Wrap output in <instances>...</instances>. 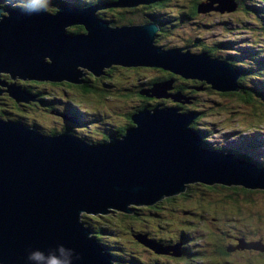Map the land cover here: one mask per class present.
Returning <instances> with one entry per match:
<instances>
[{"label":"water","instance_id":"1","mask_svg":"<svg viewBox=\"0 0 264 264\" xmlns=\"http://www.w3.org/2000/svg\"><path fill=\"white\" fill-rule=\"evenodd\" d=\"M155 1L60 3L57 12L32 15L0 6V89L15 103L28 102L35 90L8 83L6 74L83 87L92 75L119 64L155 66L214 91L239 90V72L231 65L208 53L192 54L188 48L197 41L168 50L156 45L157 24L112 26L98 15L108 5L136 8ZM207 2L201 13L237 8L234 0ZM72 25H82L83 32H69ZM155 87L160 96L171 97V82ZM184 112H140L133 118L136 126L118 140L13 121L0 112V264H29L30 251L47 252L61 244L73 251V264H116L89 235L85 213L98 215L111 207L133 213L132 204L151 207L206 186L264 190V142L226 135V146L205 144V138L216 139L217 128ZM136 239L159 254L182 253L174 250L175 256L146 235ZM240 241L237 250L260 246Z\"/></svg>","mask_w":264,"mask_h":264},{"label":"trees","instance_id":"2","mask_svg":"<svg viewBox=\"0 0 264 264\" xmlns=\"http://www.w3.org/2000/svg\"><path fill=\"white\" fill-rule=\"evenodd\" d=\"M115 1L117 0H92L91 2L89 0H72L62 4L85 7L97 2L111 3ZM203 2H207V0H156L154 3L143 4L136 8L108 5L99 9L98 15L100 18L109 21L113 26L157 24L159 31L158 39L156 38L155 42L159 46H164L165 44L168 48H175L179 42L183 45H194V42L197 41V45L191 47L194 55L208 53L211 58L225 61L226 64L231 65V67L239 72L240 78L237 80L239 90L229 92L214 91L210 85L204 82H196L190 79L184 80L178 74L167 72V70L161 68H155V66L153 68L154 75L151 77L152 79L144 86L143 75L151 69H147L144 66L132 68L113 65L111 68H106L105 74L101 75V77H96L95 75L89 77L83 82V87L67 84L68 89L65 92L50 90V92H56V94L48 95L47 99H44L46 95L43 92L46 86L43 83L36 84V87H39L37 89H34L35 87L32 88V90H35V95H37L35 100L25 103H15L8 98L6 101L1 100L0 112L6 113L7 118L10 117L22 123H32L34 125L64 130H71L69 127L72 126L73 129H78L84 134L104 136L106 138L116 136L118 138L120 136L124 137L128 129L136 126L133 118L140 112L156 110L165 106H177L180 111L187 112L185 103H189L192 109L201 110L199 121L217 128V136L220 134L217 137V141L205 138V144L226 146V143H223V137L226 135L240 137L237 130L242 131L243 129L249 133V136L246 137L247 139L264 142V60L258 58L259 54L253 51L238 54L224 51L226 49L233 50V43L227 40L235 32L234 29L223 23L225 21L238 22L243 16L249 15V13L258 14L264 20V0H234L235 4H237L235 11L231 13L212 11L207 15L199 11V7ZM255 2L257 4L253 5ZM5 3L7 4V9H19L12 7L10 0H4ZM57 3L59 1L50 0L48 11L57 12ZM0 5H2V0H0ZM53 8L54 11H52ZM214 16L218 17L216 20L219 24L212 21L211 18H214ZM219 19L223 21L222 26ZM67 30L74 34L83 32L84 29L82 25H72ZM205 32L211 33V39H204ZM217 34L218 38H213ZM167 40H171L173 45H169ZM256 42L257 45L260 43V37H256ZM259 50H262L264 53V48L262 47L254 51ZM124 67L126 68V74ZM112 68L119 69L121 75L115 79H109L113 74ZM165 82H171L173 86L171 91L180 93L185 99L181 102H176L172 100L173 98H156L154 94L149 96L146 89L153 87V85L164 84ZM61 84L63 83H50L52 86ZM123 91L125 92V97ZM205 96H218L219 99L204 103ZM54 99L62 101L57 102V105L66 108L70 115L76 119L75 123L61 128L54 121L43 120L46 105H51V100ZM229 100L235 101L242 108L243 114L241 115L242 122L240 127H235L234 119H225L223 116L228 108L225 102ZM21 105L25 107H21ZM29 105L33 107L34 112L28 111ZM7 110L11 112H6ZM122 114L124 115V121ZM205 117L209 119L210 123L201 120ZM229 127H231V130H228ZM224 131H233V133L226 134ZM212 140L214 143L211 142ZM257 195H264V190L245 188V186H243V189L206 186L205 190L181 195L183 196L182 201L176 200L174 197L167 199V212H170L169 215L166 213L162 215L161 212L155 210L154 206H151L148 208L136 207L133 214L113 210L109 212V216L88 213L82 219L92 230L94 237L99 238L103 234H109L111 236L107 238L111 240L110 242L122 248V251L120 250L117 253L128 254L129 259L126 262L121 260L119 255L115 253V257L120 261V264H156L157 262L154 260L156 257L169 264H235L230 260L235 256L234 251L237 250L236 247L241 244L239 238L249 243L247 240L249 232H243L242 237L237 236L236 233L232 234L231 231L226 233L227 229L223 219L224 217H230L231 220L241 219L244 226L252 227L254 234L263 231L264 210H259L258 201L255 199ZM178 202H184V204L177 207L175 205ZM231 202L230 208L221 209V207ZM187 206L191 207L189 211L186 210ZM218 207L220 216H217L218 220L213 223V225L217 226V230H204L205 236L208 239L210 238V244H206L200 254H192V250L188 244L193 243L194 240H189L190 237L187 238L183 234L180 236V240H183V245L181 242L179 243L182 250L179 257L159 253L157 254L159 256L154 257L151 254V250L147 247H139L134 242L132 243L135 245V249H140L148 261L145 258H136L135 253L129 251L124 253L123 248L128 249L126 245L127 235H132L133 240H136L134 238V230L132 229L135 224L128 223L130 219L139 221L141 220L140 217L144 216L150 223V219L155 220L159 217L157 215H160V219L163 221L171 216L175 221V227L170 233V237H173L179 232L178 229L181 224H183V227L180 230L184 234L185 228L189 230L197 229L194 220H201L203 214L215 211ZM196 212H201L198 218H196ZM181 216L193 218L185 221V219L182 220ZM99 219H102L103 222L107 221L106 225L102 226L99 224ZM226 221L229 222V220ZM161 224L162 222L160 221L151 228L152 235L150 234V237H153L154 240L163 246L177 244L178 240L173 241L172 239L161 237ZM229 235L238 238L231 246H226L224 244L225 239ZM204 240L203 237L200 238L199 243H203ZM229 247L232 248V251H230ZM147 250L148 252H146ZM258 252H249L254 253V259L248 258L243 264H264V251L258 250ZM235 254L247 255L248 253L240 250Z\"/></svg>","mask_w":264,"mask_h":264},{"label":"rangeland","instance_id":"3","mask_svg":"<svg viewBox=\"0 0 264 264\" xmlns=\"http://www.w3.org/2000/svg\"><path fill=\"white\" fill-rule=\"evenodd\" d=\"M54 1H59V3H57V4H60V3H67V2L72 1V0H54ZM89 1L91 2L92 0H89ZM231 1L233 2V0H231ZM210 2H212V1H208L207 3H210ZM215 3L214 4L217 7L220 6L219 3H217V2H215ZM98 4H100V3H98ZM256 4H257V2L253 3V5H256ZM0 6H2L5 9H7L6 8L7 4L6 3L4 4V0H2V5H0ZM231 6L233 7L232 3H231ZM52 11H54V8L52 9ZM49 12L51 13V11H49ZM210 12L211 11H206L205 15L209 14ZM224 13H227V12H224ZM217 18H218L217 16H214V18L212 17L211 19L216 24H219L218 21L216 20ZM263 21L264 20L262 19V17H260L258 14H252V13H249V15H247V16H243L241 18V20L238 21V22L237 21H233V22L225 21V22H223V21H221L219 19V22H220L221 26H222V22H223L224 25H228V27H230L231 29H234V32H235V33L231 34V36H229V38L227 40V41L233 43V50L230 51V50L226 49L224 51L232 52L233 54L244 53V52H247V51H253L256 54H259L258 58L264 60V53H263L262 50L254 51V50H257V49H259L261 47L264 48V22ZM255 32H258V33L255 34ZM256 37H260V43L258 45H257V42H256ZM213 38H218V34L215 35ZM204 39H211V33L205 32ZM167 41H168L169 45H173V42L171 40H167ZM177 45L178 46L175 47V48H178V49L179 48L182 49V48L191 46V45H183L180 42ZM164 46L166 47L165 49H168V50L175 49V48H171V47L168 48L165 44H164ZM188 49L191 50V47H189ZM185 52H187V50H185ZM192 54H193V52H192ZM147 69H151V70L146 71L144 73V75H143V79L142 80H143V85L144 86H145V84H147L152 79L151 77L154 75V69L153 68H147ZM125 74H126V68H125ZM125 74H124V80H125ZM113 76H118V75L113 73ZM184 80H189V79H184ZM52 82H55V81H52ZM43 84L46 86L43 89L44 95H46L44 99H47L46 97L48 95L56 94V92H50V90H59L60 92H65L68 89V85L65 84V83H63L61 85H57V86H52V85L48 84L47 82L43 83ZM27 85L29 87H31V88H33L35 86L34 89H37L39 87V86L36 87V85L34 83H32V82L28 83ZM167 88H168L167 89L168 90L167 91L168 94H170V95L178 94L179 96H182L178 92H175V93L172 92L171 91L172 90L171 87H167ZM124 90H125V88H124ZM0 91H1L0 95L2 93H8V91L6 89H0ZM124 97H125V92H124ZM124 97H123V103H124ZM205 97H206V99H204V101H203L204 103H209L212 100L216 101L217 99H219L218 96H214V97L213 96L212 97L211 96H205ZM161 98H163V97H161ZM32 100H35V99H31L30 98L28 100V102H31ZM57 100L58 99H54V100H51V101H57ZM84 105L86 106V104H84ZM225 105H227L228 108H227V111H226L225 115H223L224 118L225 119H231V120L234 119L235 127H240L241 126V122H242L241 115L243 114L242 113V108L240 107V105L237 104L233 100L226 101ZM53 106H54V109H51L49 106H46L47 110H45V114L43 116V120L47 119L49 121H54L57 125H60L61 128H63L64 124H71L72 123L71 122L72 120L65 119V118L62 117V115H64V114H68L70 116V113H69V111L67 109H65L62 106L60 108L56 104H54ZM21 107H25V106L21 105ZM32 108L33 107L30 106L28 108V111L29 112H34ZM170 108H175V109L178 110L177 106L166 107V109H170ZM185 109H187V112H184V115L187 113L189 117H191V115H194V116L198 115V117H199V113H200L201 110L192 109L189 103H185ZM198 109H200V108H198ZM48 110H50V111L48 112ZM193 110H196V111H193ZM245 110H247V108H245ZM6 112H11V111L7 110ZM15 121H17V120H15ZM123 121H124V115H123ZM123 121H122V126H123ZM207 122L210 123L209 119H207ZM228 130H231V127H229ZM224 133L229 134V133H233V131L232 132L224 131ZM237 133L242 138H246V137L249 136V133L245 132L244 129L242 131L241 130H237ZM217 137H216V139H214L215 141H217ZM211 142L214 143L213 140ZM255 199H256V201H258L259 210L260 211L264 210V195H257V196H255ZM183 204H184V202H178V204L175 205V206L179 207V206H182ZM231 204H232V202L228 203L227 205H224L223 207H221V209L225 210L227 208H230ZM133 206L134 207H138V208L146 207V206H140L138 204H132V205L129 206V208H131ZM190 208H191L190 206H187L186 210L189 211ZM112 210L113 211H120L122 213H126L127 214L126 211H123V210H120V209H113V207H111L110 211H112ZM156 210H159V209H156ZM218 210H219V207L215 211L209 212L207 214H203L202 213L203 215H202L201 220H196V219L194 220V222L196 223L197 229L189 230V229L185 228L184 229L185 230V234H184V232H182L180 230L183 227V224L180 223L181 225H180V228L178 229L179 232L177 234H175L173 237H170V233H171V230L174 229V227H175V221L173 220V218H171V216L168 217L167 219H165L164 221L161 220L160 218H157V220H154V221L152 219H150V222L153 221V224L151 225V227L148 230H143L142 226H141L142 224L139 221H137V220L130 219L128 223L135 224L134 227H132V229L134 230V232L138 236H142V235H150V234L152 235V229L151 228H153L155 225L158 224V222L161 221L162 222V224H161V226H162L161 231L162 232L160 234L161 237L162 238L166 237L168 239H172L173 241L174 240H178L179 242L177 244H175V245L174 244H170V245H167V246L161 245L156 240H153L154 242L158 243L160 246L164 247L165 249L166 248H171V249H174L175 251L178 250V252H180L181 248H180V244L179 243L181 242L182 245H183V242H182L183 240H180V236L183 234L187 238L190 237L189 240H194V242L193 243H189L188 246L192 250V254L196 255V254L202 253V250L204 249L206 244L207 245L210 244V241H209L210 238L208 239L205 236L206 233H204V230H207V231L217 230V226L213 225V223H214V221L218 220L216 217L220 216V212ZM165 213L168 214V215L170 214V212H165ZM85 214H88V213H85ZM200 214H201V212H196V218H198L200 216ZM225 214H227V213H225ZM100 215H102V214H100ZM102 216H105V215H102ZM107 216H109V214ZM181 217H182V220L185 219V221H187L188 219H192L193 218V217L192 218H188V217L184 218V216H181ZM140 218L141 219H146L144 216H141ZM226 220H229V222H227ZM223 221H224L226 229H227L226 233L231 231L232 234L236 233L237 236L242 237V233L243 232H249V234H247V240L249 241V243L250 244L254 243L255 246L256 245H260L259 248H256V247L252 246L250 249H245L244 252H247L248 253L247 255L235 254L236 252H239L240 250L234 251L235 252L234 253L235 256L230 261L234 262L235 264H239V263L243 264L244 261H246V259H248V258H253L254 259V256H255L254 253H249V252H251V251L258 252V250L264 248V230L259 232V233L254 234L252 227L244 226L241 219H236V220L233 219V220H231L230 217L229 218H225L224 217ZM106 222L107 221L103 222L102 219H99V221H98V223L101 224L102 226L103 225L105 226ZM86 228L88 229V227H86ZM259 229H262V228H259ZM118 237H119V235H118ZM202 237L205 240H204L203 243H199V240ZM237 238L238 237H232L231 235H229L225 239V243L224 244L226 246H231V244H233L234 242L237 241ZM261 238H262V240H261ZM239 239L242 240V238H239ZM132 242H134L136 244L135 240H133V236L132 235H127L126 245H127L128 249L127 248H123L124 249V253L126 251H129V252L132 251V253H135V257L136 258H138V257L139 258H145V260L148 261L147 257L141 252L140 249H137V248L135 249V245ZM129 247H130V249H129ZM231 249L232 248H230V250ZM119 257L122 260L128 262V259H129L128 254H122ZM122 264H124V263H122Z\"/></svg>","mask_w":264,"mask_h":264},{"label":"clouds","instance_id":"4","mask_svg":"<svg viewBox=\"0 0 264 264\" xmlns=\"http://www.w3.org/2000/svg\"><path fill=\"white\" fill-rule=\"evenodd\" d=\"M10 4H11L12 7L19 8L25 14L32 15V14H38L39 12L47 11L49 9V7H50V0H10ZM19 9H17V10H19ZM3 15H4V13L0 12V17H2ZM160 85H162V84H157V85H154V86L158 87ZM34 95H35V93H34ZM154 95H155L156 98H161L162 97L156 92H154ZM36 96L37 95H35V97ZM181 97H183V100L185 99L184 96H181ZM164 98H166V97H164ZM170 98H173V97H170ZM166 99H168V98H166ZM51 102H52L51 105H46V106H49L51 109H54L53 105L54 104L57 105V102H62V101H60V100L58 101L57 100V101H51ZM59 107L61 108V106H59ZM157 109H165L166 110V106L165 107H160V108H157ZM45 110H47V109L45 108ZM147 111H151V110H146L144 112H147ZM44 114H45V112H44ZM184 116H188V114L186 113ZM191 116H194V115H191ZM62 117L65 118V119L72 120L71 124H64V126L65 125H69L70 126V125H72L73 123L76 122V119L73 116H71V115L69 116L68 114H64V115H62ZM13 121H15V120L13 119ZM69 128H71V130H69V129H66V130L74 131V132H80L78 129H73L72 126L69 127ZM110 138H116V140H118V138L116 136L115 137H110ZM106 145H110V141H106ZM134 208H136V207L133 206V207L130 208V209L133 210V213H134ZM133 213H127V214H133ZM83 222L85 223V221H83ZM85 227H88V226H86V223H85ZM88 229L90 231L89 235L94 237L92 235V230H90L89 227H88ZM108 236H111V235L103 234L102 237H99V238L94 237V238L99 242L100 245H102V249L105 252H110L111 255L114 257L115 262L117 264H120V261H118L116 259V257H115V253L119 252L120 250L122 251V248L118 247L114 243H111L110 242L111 240L109 238H107ZM146 236L148 237V239L150 241H152L153 243L159 245L158 243L153 241L154 239L151 238L150 235H146ZM112 237H114V236H112ZM137 237H139V236H137ZM136 241H138V240L136 239ZM139 247H141V246H139ZM166 249H171V248H166ZM130 252H132V251H130ZM170 252H171V254L175 253L174 249H171ZM181 252H182V250H181ZM73 255H74V253H73L72 250L65 248L64 245L61 244V245H57L54 249L48 250L47 252L41 251L39 249L32 250V251H30L28 253L27 260H28L29 264H73ZM118 255L120 256V255H122V253H120Z\"/></svg>","mask_w":264,"mask_h":264},{"label":"flooded vegetation","instance_id":"5","mask_svg":"<svg viewBox=\"0 0 264 264\" xmlns=\"http://www.w3.org/2000/svg\"><path fill=\"white\" fill-rule=\"evenodd\" d=\"M157 39H158V36H157ZM114 65H119V64H114ZM113 66V65H112ZM111 66V67H112ZM120 66V65H119ZM110 67V68H111ZM120 67H123V66H120ZM125 68V67H124ZM111 71L113 72V73H115V74H117L118 76L119 75H121V73H120V70L119 69H116V68H112L111 69ZM105 74V73H104ZM101 75H103V74H101ZM101 75H99V76H96V77H101ZM117 76H113V74H112V76L109 78V79H115ZM8 78V79H7ZM6 79H7V81H8V83H12V84H15V83H13V82H16V84L15 85H19V86H21V87H24V88H26V89H31L32 90V88L31 87H29L27 84L28 83H30V82H32V83H34L35 85L36 84H39V83H48V84H50L52 81H47V80H44V81H36L35 79H24V78H15V79H12L9 75H6ZM23 82V83H22ZM35 87V86H34ZM33 87V88H34ZM0 93H1V91H0ZM7 95H8V93H2L1 95H0V104H1V100H4V101H6L7 100ZM182 101V100H181ZM20 102H23V103H25V101H19V103ZM18 103V102H17ZM201 120H203V121H206L207 122V118L205 117V118H202ZM182 198H183V196H179V197H177L176 198V200H181L182 201ZM167 205H168V202H166V200H165V203H162V202H160V203H158L157 205H154V207H155V210L156 209H159V210H156V211H158V212H161V214L162 215H165V212H167ZM157 216H159L158 218H160L161 216L160 215H157ZM155 220H157V219H155ZM154 221V220H153ZM153 221H151L150 223H149V221H147L146 219H141V220H139V222L142 224L141 226H142V229L143 230H147L148 228H150L151 227V225L153 224ZM144 225H147V226H144ZM136 236H138L135 232H134V237H135V239H136ZM261 240H262V238H261ZM135 242H136V244L137 245H139V246H141V247H144V245H142L141 243H139V241H136L135 240ZM253 244V243H252ZM145 247H147L149 250H151L152 252H151V254L155 257V256H159V255H157L158 253H159V251L156 249V248H153V247H150V246H148V244L147 245H145ZM146 252H148V250L146 251ZM258 253H260V252H258ZM154 260H156V264H169V263H167L166 261H164V260H162V259H159L158 257H156Z\"/></svg>","mask_w":264,"mask_h":264},{"label":"bare ground","instance_id":"6","mask_svg":"<svg viewBox=\"0 0 264 264\" xmlns=\"http://www.w3.org/2000/svg\"><path fill=\"white\" fill-rule=\"evenodd\" d=\"M157 36H158V33H156V38H157ZM145 68H154V67L153 66H150V67H145ZM155 90H156V87L154 85H153V87H151L149 89H146V91L149 94V96H152L154 94ZM156 110H160V109H156ZM100 214H102V215H108L109 212H105V213H101L100 212L98 215H100ZM174 255L176 256V252L174 253Z\"/></svg>","mask_w":264,"mask_h":264}]
</instances>
